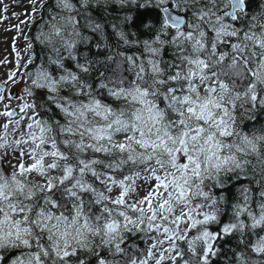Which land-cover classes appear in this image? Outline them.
I'll return each mask as SVG.
<instances>
[{"label": "clouds", "instance_id": "obj_1", "mask_svg": "<svg viewBox=\"0 0 264 264\" xmlns=\"http://www.w3.org/2000/svg\"><path fill=\"white\" fill-rule=\"evenodd\" d=\"M231 2L52 0L24 37L19 111H0V262L212 264L219 236L235 244L223 264H264V0ZM137 5L164 13L143 39L125 30ZM240 180L213 232L216 189Z\"/></svg>", "mask_w": 264, "mask_h": 264}, {"label": "rangeland", "instance_id": "obj_2", "mask_svg": "<svg viewBox=\"0 0 264 264\" xmlns=\"http://www.w3.org/2000/svg\"><path fill=\"white\" fill-rule=\"evenodd\" d=\"M51 6L52 0H48L42 13L38 14L33 10L30 0H0V82L8 85L5 99L0 104V111L6 110L3 108V104H8L9 110L16 107L19 111L17 105L22 103L20 97L25 86V77L22 73L31 71L35 67V64H28L27 69L23 68V65L28 61V54L23 51L27 44L24 37H32L36 32V26L42 23L45 18H50L47 10ZM36 7L39 8V0H37ZM17 51L20 53L19 56H17ZM125 74L127 75V73ZM17 80H19L18 83ZM14 90L18 94L17 97L13 98ZM4 122L5 120L0 118V124ZM15 157L16 159H12L11 155L5 157V171H8L12 164L20 163L19 152L15 153ZM28 163H31V161L29 160ZM147 187L150 189L152 186ZM141 195H144V193L141 192Z\"/></svg>", "mask_w": 264, "mask_h": 264}, {"label": "trees", "instance_id": "obj_3", "mask_svg": "<svg viewBox=\"0 0 264 264\" xmlns=\"http://www.w3.org/2000/svg\"><path fill=\"white\" fill-rule=\"evenodd\" d=\"M74 2L78 3V0H74ZM255 6V0H251V2L249 3L248 7L249 10H251L252 7ZM128 10H132L131 8H129ZM111 12L115 13L117 11L116 6L113 5L112 8L110 9ZM102 16H105V14H101ZM162 17L163 14L162 12L153 7L150 9H145V10H140L139 9V5L136 6L135 8V15L132 19L131 24H128L127 22L125 23V30H128L129 28H132L134 30H136L138 32V37L140 39H143L145 37H148L150 35H154L153 29L152 28H148V29H144L143 26L148 23L149 20H152L153 23L155 25H159L162 21ZM106 19H112V17H107L105 16ZM107 29V40L109 42H112L114 44V33H112V31L110 29H108L107 25L105 26ZM171 31V30H170ZM89 36L93 38V43H96L98 41H100V37L97 36L95 33H89ZM132 36L129 35V39H131ZM84 49H81V51H83ZM123 51L126 52H140V49L138 48H125L122 49ZM36 58L37 61H40L41 59H45L46 57H43L40 52L37 50L33 53ZM101 55H103V53H101ZM165 57H168V51L165 50ZM66 67L72 69L73 71H77V69H75L73 63L71 61H65ZM57 69H55L53 67V74L55 75ZM96 75L98 76L99 73H96ZM131 79V78H130ZM96 83H99V81H96ZM96 84H93V87H95ZM103 91V90H101ZM67 94V93H65ZM55 111V109H54ZM42 115H46L47 113H41ZM241 181H243L244 183H247L244 180H240V181H235V182H231V186L227 187L225 189H216V195L219 197L221 195V192H225L227 193V200H228V211H226L224 213V215L221 218V222L220 225H210V229L213 232H220V228L224 223L230 222V216H229V212L231 209V204L233 202H235L237 200V192H236V188L239 184H241ZM253 208H255V202H253ZM244 219L246 220L247 217H244ZM189 235H191V233H189ZM233 237H229L224 239L223 241L219 238V236L217 237L216 243L214 244V248L219 245L220 248L222 249V252L220 253V257H222L223 259H227L228 255H231L232 253H230L229 249L225 247V245H232L235 247V244L233 243ZM141 247H143V243L141 242ZM18 254L17 251H12L10 253H8L7 255H5L4 260L2 262V264H9V261L15 257ZM101 256L106 255V253L101 252L100 253ZM223 259H214L212 261V264H223ZM90 264H95V260H92L90 262Z\"/></svg>", "mask_w": 264, "mask_h": 264}, {"label": "water", "instance_id": "obj_4", "mask_svg": "<svg viewBox=\"0 0 264 264\" xmlns=\"http://www.w3.org/2000/svg\"><path fill=\"white\" fill-rule=\"evenodd\" d=\"M236 3H237V0H232L229 11H236L237 10L235 7ZM168 8L170 9V7H168ZM162 14L164 15V13H162ZM6 87L7 86L3 82L0 83V94H1V92H5ZM14 96H16V93L14 94Z\"/></svg>", "mask_w": 264, "mask_h": 264}, {"label": "snow or ice", "instance_id": "obj_5", "mask_svg": "<svg viewBox=\"0 0 264 264\" xmlns=\"http://www.w3.org/2000/svg\"><path fill=\"white\" fill-rule=\"evenodd\" d=\"M236 9H238L240 7V0H237V3L235 5ZM173 23L179 25L181 23V21L177 20V19H173ZM241 184H243V181H241ZM242 191V189H241ZM217 239V238H216ZM214 248V245L212 246ZM209 255H211V252L209 253ZM3 262V261H2ZM2 262H0V264H2ZM177 264H179V261L177 262Z\"/></svg>", "mask_w": 264, "mask_h": 264}, {"label": "flooded vegetation", "instance_id": "obj_6", "mask_svg": "<svg viewBox=\"0 0 264 264\" xmlns=\"http://www.w3.org/2000/svg\"><path fill=\"white\" fill-rule=\"evenodd\" d=\"M230 6H231V3H230V5H229V8H230ZM168 7H170V9H172V4L171 3H169L168 4ZM229 8L228 9H226L225 11H228L229 10ZM237 26H239V25H237ZM7 91V90H6ZM6 94V93H5Z\"/></svg>", "mask_w": 264, "mask_h": 264}]
</instances>
